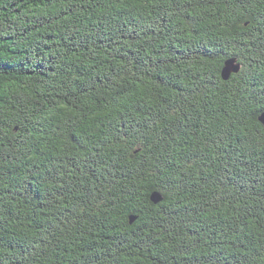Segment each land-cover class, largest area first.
<instances>
[{
	"label": "trees",
	"instance_id": "16d2710c",
	"mask_svg": "<svg viewBox=\"0 0 264 264\" xmlns=\"http://www.w3.org/2000/svg\"><path fill=\"white\" fill-rule=\"evenodd\" d=\"M0 68V264H264V0H0Z\"/></svg>",
	"mask_w": 264,
	"mask_h": 264
},
{
	"label": "water",
	"instance_id": "95a60500",
	"mask_svg": "<svg viewBox=\"0 0 264 264\" xmlns=\"http://www.w3.org/2000/svg\"><path fill=\"white\" fill-rule=\"evenodd\" d=\"M240 63H237V59L236 58H230L228 60L225 61V66L223 68V71H222V76L227 79L230 77V75L233 73V72H237L240 70ZM259 119L260 121H262V123L264 124V111L260 114L259 116ZM151 198L155 201V202H158L159 200L162 199V196L160 193L158 192H154L152 195H151ZM132 219H134V217L132 216Z\"/></svg>",
	"mask_w": 264,
	"mask_h": 264
},
{
	"label": "snow or ice",
	"instance_id": "6c2138e0",
	"mask_svg": "<svg viewBox=\"0 0 264 264\" xmlns=\"http://www.w3.org/2000/svg\"><path fill=\"white\" fill-rule=\"evenodd\" d=\"M6 70H7L6 68H0V72H4Z\"/></svg>",
	"mask_w": 264,
	"mask_h": 264
}]
</instances>
